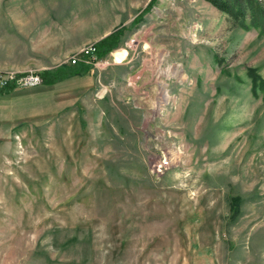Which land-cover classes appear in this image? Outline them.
Returning a JSON list of instances; mask_svg holds the SVG:
<instances>
[{
	"label": "rangeland",
	"instance_id": "obj_1",
	"mask_svg": "<svg viewBox=\"0 0 264 264\" xmlns=\"http://www.w3.org/2000/svg\"><path fill=\"white\" fill-rule=\"evenodd\" d=\"M149 1L0 0V72L69 71L0 112V264H264V26Z\"/></svg>",
	"mask_w": 264,
	"mask_h": 264
},
{
	"label": "trees",
	"instance_id": "obj_2",
	"mask_svg": "<svg viewBox=\"0 0 264 264\" xmlns=\"http://www.w3.org/2000/svg\"><path fill=\"white\" fill-rule=\"evenodd\" d=\"M155 0H150L146 9L148 10L150 6L154 3ZM212 3L219 10L229 14L231 17L236 19L239 24L243 27H249L250 25L254 26H264V9L260 4V0H207ZM249 17V22H246V18ZM123 30L121 27L109 32L108 34L102 36L100 39L95 41L96 46V55L104 56L111 50L115 49L120 45L121 35ZM79 62L75 63L78 64ZM83 63V62H82ZM85 65L84 67L88 68ZM64 66H59L58 68L52 70H42L40 75L42 77V82H54L58 79L63 78L67 75V72L62 69ZM82 67V69L84 68ZM81 69V70H82ZM251 74V88L255 93L257 88L264 89V80L259 78V75L255 74L251 69L249 70ZM260 79V81H259ZM15 85L8 84L3 87H0V92L10 91Z\"/></svg>",
	"mask_w": 264,
	"mask_h": 264
},
{
	"label": "built area",
	"instance_id": "obj_3",
	"mask_svg": "<svg viewBox=\"0 0 264 264\" xmlns=\"http://www.w3.org/2000/svg\"><path fill=\"white\" fill-rule=\"evenodd\" d=\"M96 55V46L93 42L84 44L75 50H73L65 58V62L70 64L77 63L82 61L84 63H91L96 65L99 61ZM108 60L106 59L105 62ZM41 76L38 73H26V74H15L12 72H0V87H3L8 84L13 85H32L39 83L41 81ZM153 170L156 172H162L164 169L172 165V158L169 155H164L156 163L153 164Z\"/></svg>",
	"mask_w": 264,
	"mask_h": 264
},
{
	"label": "crops",
	"instance_id": "obj_4",
	"mask_svg": "<svg viewBox=\"0 0 264 264\" xmlns=\"http://www.w3.org/2000/svg\"><path fill=\"white\" fill-rule=\"evenodd\" d=\"M53 85L54 83L45 85L43 82H41L33 86L15 88L13 90H10L9 92L0 94V112L4 113L3 116L8 117V116H11V114H13L16 111V109L18 110V112H22V111L26 112L28 110H34L36 108H40L41 110L48 109V106H50V102L48 100H45V99L41 100L42 98L32 97L33 100L27 99V100L15 101L12 95H14V93H17V91L19 90L34 91V90H37L45 86H48L49 88H51ZM49 94H50V91H49ZM8 109H11L13 111L9 115L5 112V110H8ZM13 125H14L13 123H10V124H7V127H12Z\"/></svg>",
	"mask_w": 264,
	"mask_h": 264
}]
</instances>
